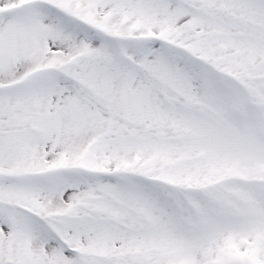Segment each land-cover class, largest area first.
Here are the masks:
<instances>
[{
    "label": "snow or ice",
    "instance_id": "1",
    "mask_svg": "<svg viewBox=\"0 0 264 264\" xmlns=\"http://www.w3.org/2000/svg\"><path fill=\"white\" fill-rule=\"evenodd\" d=\"M0 264H264V0H0Z\"/></svg>",
    "mask_w": 264,
    "mask_h": 264
}]
</instances>
